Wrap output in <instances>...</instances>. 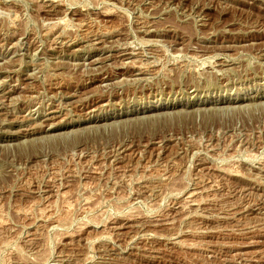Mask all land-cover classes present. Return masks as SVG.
<instances>
[{"label":"rangeland","instance_id":"rangeland-1","mask_svg":"<svg viewBox=\"0 0 264 264\" xmlns=\"http://www.w3.org/2000/svg\"><path fill=\"white\" fill-rule=\"evenodd\" d=\"M263 53L264 0H0V264H264Z\"/></svg>","mask_w":264,"mask_h":264},{"label":"bare ground","instance_id":"bare-ground-1","mask_svg":"<svg viewBox=\"0 0 264 264\" xmlns=\"http://www.w3.org/2000/svg\"><path fill=\"white\" fill-rule=\"evenodd\" d=\"M262 49V48H261ZM258 51V50H257ZM125 53L124 54H121L122 56L123 55H129V56H132V55H135V53L134 54H132V52L130 53V52H126V51H124ZM135 52V51H134ZM204 52V51H203ZM142 53V52H141ZM150 53V52H149ZM144 54V53H143ZM151 54V53H150ZM153 54V53H152ZM261 54V53H260ZM264 54V53H263ZM138 55V54H137ZM226 55V54H225ZM224 55V56H225ZM262 55V54H261ZM147 56H148V54H147ZM146 56V57H147ZM155 56V55H154ZM219 56H220V54H219ZM222 56V55H221ZM228 56V55H227ZM124 57V56H123ZM137 57V56H136ZM150 57V56H149ZM152 57V56H151ZM156 57V56H155ZM132 58V57H131ZM134 58V57H133ZM225 58V57H224ZM222 59V60H226V59ZM228 58H229V56H228ZM227 58V59H228ZM263 58V57H262ZM141 59V58H140ZM143 59H145V54H144V58ZM153 59H155L154 57H153ZM152 59V60H153ZM159 59V58H158ZM158 59H156L157 61H158ZM220 59V58H219ZM142 60V59H141ZM146 60V59H145ZM222 60L221 61H219V62H222ZM228 60H230V59H228ZM147 61V60H146ZM146 61H145V63H141L140 61L139 62H137V61H132V59H131V61L129 62V64H122V66L120 67V68H127L128 70H126V72H130V73H133L132 75H135V74H151V73H154L155 71L154 70H156L157 68V66L155 65V63L156 62H154V61H152L151 63L150 62H147L146 63ZM227 61V60H226ZM226 61H224V62H226ZM124 63V62H123ZM227 63V62H226ZM157 64V63H156ZM184 64V63H183ZM183 64H181V65H183ZM219 64V63H218ZM223 64V63H222ZM228 65V64H227ZM156 66V67H155ZM179 67V70H180V66H178ZM182 67V66H181ZM154 68H156V69H154ZM195 68V67H194ZM184 69V68H183ZM159 69H157V71H158ZM182 70V69H181ZM185 70V69H184ZM253 70H254V68H253ZM137 71V72H136ZM154 71V72H153ZM157 71H156V75H157ZM160 72V71H159ZM158 72V73H159ZM168 72V71H167ZM170 72V71H169ZM192 73H193V70L191 71ZM193 75V74H192ZM195 75V74H194ZM165 76V75H164ZM191 76V75H190ZM196 76V75H195ZM195 76H191V78L192 77H195ZM188 78V77H187ZM190 78V77H189ZM196 78V77H195ZM166 79V78H165ZM188 80H190V79H188ZM162 81H163V79H162ZM165 82V81H164ZM191 82V81H190ZM193 82H195V80H193ZM197 82V81H196ZM186 83H188L187 81H186ZM198 83V82H197ZM191 85V84H190ZM193 85H196L195 83H193ZM192 85V86H193ZM170 86V85H169ZM197 87V86H196ZM195 87V90L197 89ZM133 89V88H132ZM97 98V97H96ZM99 98V97H98ZM250 98V97H249ZM88 99V98H87ZM227 101L228 100H236V99H241V97H239V96H236V97H233V98H229V99H227V98H225ZM243 99V98H242ZM223 101V100H222ZM226 101V102H227ZM93 102V101H92ZM179 101H176V103H178ZM169 104H173V102L172 103H169ZM159 105H162V104H159ZM174 106V105H173ZM175 117V116H174ZM170 118V117H169ZM165 123V122H164ZM158 133V132H157ZM156 133V134H157ZM151 138V137H150ZM150 141V140H149ZM251 155V154H250ZM224 168V167H223ZM226 168V167H225ZM221 171V173H228V171L229 172H231V173H229L228 175H231V174H233L234 173V171H232V170H228V169H224V170H220ZM198 195V192H190V193H188V195L186 196V200H187V202L189 203V205L192 203L193 204V202H195V198H196V196ZM186 205V204H185ZM193 205H195V204H193ZM182 206V205H181ZM187 206V205H186Z\"/></svg>","mask_w":264,"mask_h":264}]
</instances>
